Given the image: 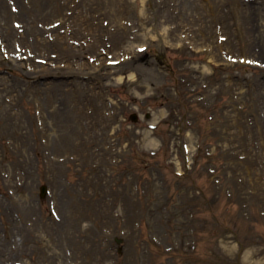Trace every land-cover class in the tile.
Masks as SVG:
<instances>
[{
	"label": "rangeland",
	"instance_id": "obj_1",
	"mask_svg": "<svg viewBox=\"0 0 264 264\" xmlns=\"http://www.w3.org/2000/svg\"><path fill=\"white\" fill-rule=\"evenodd\" d=\"M232 1L0 0V264H264V0ZM179 141L216 152L190 180Z\"/></svg>",
	"mask_w": 264,
	"mask_h": 264
},
{
	"label": "bare ground",
	"instance_id": "obj_2",
	"mask_svg": "<svg viewBox=\"0 0 264 264\" xmlns=\"http://www.w3.org/2000/svg\"><path fill=\"white\" fill-rule=\"evenodd\" d=\"M189 3L188 4H190L191 6H193V4H191V2H193V0H187ZM219 1H224V0H210V6H208V7H210V8H212V10L213 9H216V4H217V2H219ZM239 1H241V0H237L234 4H233V2L234 1H232V5H233V7H232V11H233V15H238L239 16V13H240V11L242 12V8H244V7H251V6H253L254 8H256V7H258L256 4V2H255V0H246V2L245 3H240V5L238 6V2ZM221 3V2H220ZM203 5V4H202ZM205 5V4H204ZM237 6H238V8H237ZM202 7V6H201ZM205 6H203V8H204ZM217 7H218V4H217ZM186 11H188V10H186ZM158 12H160V13H162L161 11H158ZM166 12H168L167 10H166ZM105 13H107V12H105ZM107 14H109V13H107ZM166 14V13H165ZM110 15V14H109ZM202 15H203V13H202ZM234 16V17H235ZM171 17V16H170ZM202 21V20H201ZM200 21V22H201ZM194 22H196V21H194ZM195 24H197V23H195ZM202 29H203V26H204V22L202 21ZM54 31H56V30H50V32H54ZM118 38V37H117ZM89 44H87V46H88ZM89 47H91V45L89 46ZM119 47H122V45H120ZM62 48V47H61ZM129 48V47H128ZM76 52V50H75V48H73V47H69V51H68V53H69V55L70 56H74V57H81V51H80V49L79 50H77V52ZM94 53H96L95 51H94ZM96 59H98L99 58V53L97 52L96 54ZM65 57H66V55H65ZM69 60V59H68ZM69 62H71V61H69ZM87 64V63H86ZM88 65V64H87ZM93 65H95V64H93ZM88 67H91V65H88ZM129 76H131V75H129ZM52 84H54V83H52ZM57 85V84H56ZM59 92H62V90L61 91H59ZM55 101H59V99H57V98H55ZM56 104H60L61 105V103H58V102H55V105ZM68 119L70 120L71 118L70 117H68ZM67 126H65L64 128L65 129H69V126H70V123L69 122H67V124H66ZM66 136V135H65ZM67 137V136H66Z\"/></svg>",
	"mask_w": 264,
	"mask_h": 264
}]
</instances>
